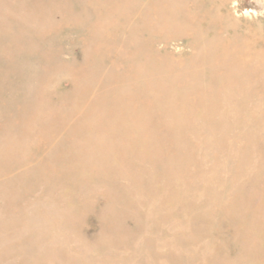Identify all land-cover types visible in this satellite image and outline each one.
Listing matches in <instances>:
<instances>
[{"label":"rangeland","instance_id":"1","mask_svg":"<svg viewBox=\"0 0 264 264\" xmlns=\"http://www.w3.org/2000/svg\"><path fill=\"white\" fill-rule=\"evenodd\" d=\"M0 264H264V0H0Z\"/></svg>","mask_w":264,"mask_h":264}]
</instances>
